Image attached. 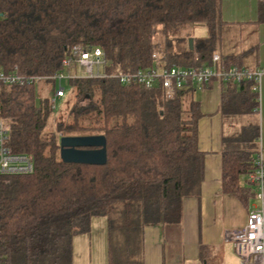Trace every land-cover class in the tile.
I'll use <instances>...</instances> for the list:
<instances>
[{
	"label": "trees",
	"instance_id": "16d2710c",
	"mask_svg": "<svg viewBox=\"0 0 264 264\" xmlns=\"http://www.w3.org/2000/svg\"><path fill=\"white\" fill-rule=\"evenodd\" d=\"M220 4L0 0V69L34 76L66 73L61 60L71 57L73 45L99 48L106 75L198 68L209 64L217 49ZM255 22L264 23V0H256ZM197 25L204 35L192 34ZM245 52L217 53V66L243 67ZM65 79L72 103L62 119L52 121L48 134L46 120L54 106L39 84L47 82L53 94L56 81L0 84L5 145L27 155L33 165L27 174L0 175V264H72V237L87 233L93 216L105 220V264H143V229L177 224L182 200L199 196L201 112L191 94L207 83L197 88L185 82L166 96L159 84H121L109 76ZM257 99L251 80L220 81L217 112L229 122L220 136V191L243 205L255 194L241 177L253 171L259 150L258 126L251 117ZM86 134L100 135V159L57 157L60 136ZM81 149L95 148L83 143L71 152ZM207 256L199 254V259L206 262Z\"/></svg>",
	"mask_w": 264,
	"mask_h": 264
},
{
	"label": "crops",
	"instance_id": "0c3cea01",
	"mask_svg": "<svg viewBox=\"0 0 264 264\" xmlns=\"http://www.w3.org/2000/svg\"><path fill=\"white\" fill-rule=\"evenodd\" d=\"M225 2L237 3L240 6L229 12ZM223 3L221 0L222 26L228 23L255 26V56L250 65L243 67L262 70L257 112L251 117L252 122H256L258 126V147L264 161V23L255 22L256 0H223ZM193 29L198 31L199 36L202 35V26L197 25ZM228 52H231L230 49ZM214 53L224 52L217 48ZM219 89L220 80L211 79L203 88L195 89L191 94L192 98L198 101L201 112L197 121V148L204 153L203 178L199 185V196L184 198L181 203V219L177 225L180 228L182 249L185 250L186 257L184 261L180 260L181 264H209L214 244L218 246L226 262L239 264L240 257L234 250L233 242L224 239V233L240 228L245 223L247 212L256 204L254 197L243 205L234 196L220 191V136L222 130L229 127V122L217 112ZM246 177L247 175L242 179L243 182L246 180L245 184L254 189ZM169 225L175 224L147 226L143 229V264H162L164 232H172ZM199 254H208L206 262L199 259ZM220 262L224 264V259Z\"/></svg>",
	"mask_w": 264,
	"mask_h": 264
},
{
	"label": "built area",
	"instance_id": "2783aa9c",
	"mask_svg": "<svg viewBox=\"0 0 264 264\" xmlns=\"http://www.w3.org/2000/svg\"><path fill=\"white\" fill-rule=\"evenodd\" d=\"M71 57L61 60L66 73L58 72L50 76H34L20 74L16 69L3 71L0 69V84H36L44 79L55 80L57 86L49 99L51 107L55 100L64 96L59 81L62 78L78 76L70 71L73 65L83 69L84 77H105L116 79L121 84L138 83L145 87L159 84L166 96H170L172 89L190 82L195 87L207 83L211 79L239 83L243 80L253 81V89L258 93L262 70L247 67H218L219 56L212 53L210 63L198 68L169 66L151 67L127 72H114L106 75L102 71L103 53L97 47H81L73 45L70 49ZM7 130L0 119V175H19L30 173L33 169L32 161L25 154L12 153L6 145ZM254 169L247 174V181L254 187L256 204L247 212L245 223L236 229L227 230L224 239L233 242L234 250L239 255V264H264V161L261 151L254 155Z\"/></svg>",
	"mask_w": 264,
	"mask_h": 264
},
{
	"label": "rangeland",
	"instance_id": "374dc122",
	"mask_svg": "<svg viewBox=\"0 0 264 264\" xmlns=\"http://www.w3.org/2000/svg\"><path fill=\"white\" fill-rule=\"evenodd\" d=\"M225 1V0H224ZM236 2V1H235ZM223 3V0H222ZM224 5V3H223ZM225 5L229 7V12H232L238 8L240 5L237 3L228 4L225 2ZM197 30V29H196ZM192 31V30H191ZM194 35H198V31L193 29ZM205 34L204 28L202 35ZM159 35H156L155 39H159ZM256 43L255 36V26L251 24H241L237 25L236 23L224 24L219 28V35L216 42V47L220 51L228 52L229 49L231 52L244 51L245 55L243 56V64L245 66L250 65L253 62L255 51L254 46ZM230 46V47H229ZM229 47V48H228ZM72 73L80 76L83 75V69L77 65H73L70 68ZM57 86V83L54 84ZM60 85L64 88V96L56 99L54 107L52 108L50 114L47 117L45 131L46 134L52 130V121L54 119H62L72 103V95L70 87L67 84L65 78L60 82ZM39 87L42 89L43 94L50 99L52 97V91L50 90L49 84H39ZM45 88V89H44ZM37 90V87H36ZM83 136L82 142L84 144L93 145V156L95 159H100L102 156L101 152V137L99 134H86ZM91 153L89 149L81 150H71L58 149L56 155L61 160H81ZM245 175L241 177L244 178ZM169 229H172V232H164V241H163V250L164 256L162 259V264H181L185 260V250L182 249V238L180 234V228L177 224L169 225ZM72 264H105V220L103 216H93L89 222V228L87 233L78 234L72 237ZM216 244H214L211 259L209 264H221V260L224 259V264H231L230 261L226 262L223 255ZM229 257V255H227Z\"/></svg>",
	"mask_w": 264,
	"mask_h": 264
},
{
	"label": "water",
	"instance_id": "95a60500",
	"mask_svg": "<svg viewBox=\"0 0 264 264\" xmlns=\"http://www.w3.org/2000/svg\"><path fill=\"white\" fill-rule=\"evenodd\" d=\"M188 48L191 49L192 47V40L188 38L187 40ZM83 144L82 139L80 136H69V135H62L58 138V146L60 149L72 150L73 148H77ZM93 155L92 152L87 154V156L83 159H92ZM204 264V262H202Z\"/></svg>",
	"mask_w": 264,
	"mask_h": 264
}]
</instances>
